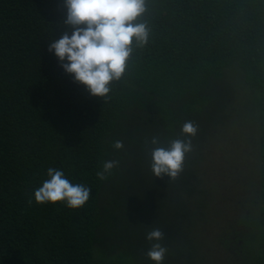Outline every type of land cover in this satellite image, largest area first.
Segmentation results:
<instances>
[{
    "label": "trees",
    "instance_id": "16d2710c",
    "mask_svg": "<svg viewBox=\"0 0 264 264\" xmlns=\"http://www.w3.org/2000/svg\"><path fill=\"white\" fill-rule=\"evenodd\" d=\"M62 5L0 0V264H153L146 256L153 228L164 233V264H201L194 247L192 257L185 251L182 230L202 204L193 197L207 192L193 153L215 129L206 120L217 110L214 86L232 69L258 100L261 204L239 221L254 223L253 233L237 237L232 229L221 240H239L235 264H264V0H148L149 43L134 50L106 101L90 96L48 51L65 30ZM186 121L199 130L183 172L175 181L155 178L151 139L166 146L185 138ZM109 160L118 166L101 181L96 173ZM50 167L91 189L82 209L29 205Z\"/></svg>",
    "mask_w": 264,
    "mask_h": 264
},
{
    "label": "clouds",
    "instance_id": "9594fccd",
    "mask_svg": "<svg viewBox=\"0 0 264 264\" xmlns=\"http://www.w3.org/2000/svg\"><path fill=\"white\" fill-rule=\"evenodd\" d=\"M62 7L66 10L65 30L59 39L49 43L48 51L54 53L64 73L83 85L90 96L106 101L125 74L134 50L149 43L152 29L143 19L148 12V0H63ZM198 130V125L186 121L181 128L185 138L171 140L166 146L158 137L151 139L154 147L150 152V170L155 178L167 177L170 182L179 177L192 151L191 139ZM113 147L120 150L123 142L117 140ZM118 163L103 162L97 178L106 180ZM47 177L34 191L29 205L33 200L37 205L62 202L68 209L76 210L88 202L91 189L71 183L62 170L50 167ZM163 239L160 228H153L146 235L147 241H154L146 253L153 264H164L168 249L160 243Z\"/></svg>",
    "mask_w": 264,
    "mask_h": 264
},
{
    "label": "rangeland",
    "instance_id": "374dc122",
    "mask_svg": "<svg viewBox=\"0 0 264 264\" xmlns=\"http://www.w3.org/2000/svg\"><path fill=\"white\" fill-rule=\"evenodd\" d=\"M218 82L214 86L218 111L213 121L212 117L206 118L207 124L214 125L215 129L209 132L211 136L205 137L200 155L193 153L195 164L200 162L198 175L207 192L201 199L193 197L196 206L202 204L197 212L196 208L191 209L192 213L189 211V227L183 228L184 224H180L183 232L186 231L185 251L192 257L195 249V256H203L201 264L237 263L231 254L240 255L239 240L224 243L221 239L232 229L238 230L237 237L242 235L241 230L253 233L254 223L241 226L240 222L248 210L255 217L261 204L257 198L260 171L258 100L248 86L241 84L233 69ZM224 97L230 98L229 103H223ZM193 140L196 144L197 139ZM145 205L152 207V201ZM148 217L158 218L151 213ZM229 246L235 251H228ZM244 264L249 263L245 261Z\"/></svg>",
    "mask_w": 264,
    "mask_h": 264
}]
</instances>
